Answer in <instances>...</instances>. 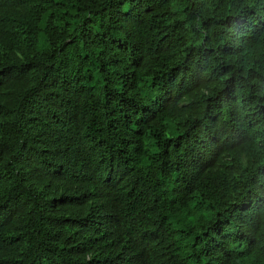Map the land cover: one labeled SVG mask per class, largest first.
<instances>
[{
  "label": "trees",
  "instance_id": "16d2710c",
  "mask_svg": "<svg viewBox=\"0 0 264 264\" xmlns=\"http://www.w3.org/2000/svg\"><path fill=\"white\" fill-rule=\"evenodd\" d=\"M215 239L264 264V0H0V264Z\"/></svg>",
  "mask_w": 264,
  "mask_h": 264
},
{
  "label": "clouds",
  "instance_id": "9594fccd",
  "mask_svg": "<svg viewBox=\"0 0 264 264\" xmlns=\"http://www.w3.org/2000/svg\"><path fill=\"white\" fill-rule=\"evenodd\" d=\"M204 241H205L204 244L207 245L208 242L206 240ZM216 241H218L221 246H223L224 248L228 250L229 252L228 258L234 257L232 260L225 261L222 264H236L238 260L240 259V257L244 254L243 242L241 244H237L234 241L226 240V239L216 240ZM248 254L250 253L248 252Z\"/></svg>",
  "mask_w": 264,
  "mask_h": 264
}]
</instances>
